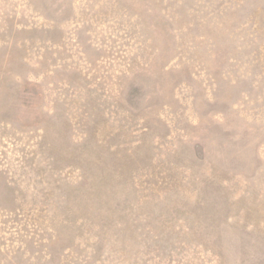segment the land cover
Instances as JSON below:
<instances>
[{
  "label": "rangeland",
  "instance_id": "rangeland-1",
  "mask_svg": "<svg viewBox=\"0 0 264 264\" xmlns=\"http://www.w3.org/2000/svg\"><path fill=\"white\" fill-rule=\"evenodd\" d=\"M0 264H264V0H0Z\"/></svg>",
  "mask_w": 264,
  "mask_h": 264
}]
</instances>
